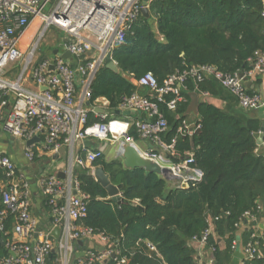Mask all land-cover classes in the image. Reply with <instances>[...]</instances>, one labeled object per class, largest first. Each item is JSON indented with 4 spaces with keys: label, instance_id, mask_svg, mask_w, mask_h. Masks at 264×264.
I'll list each match as a JSON object with an SVG mask.
<instances>
[{
    "label": "built area",
    "instance_id": "built-area-1",
    "mask_svg": "<svg viewBox=\"0 0 264 264\" xmlns=\"http://www.w3.org/2000/svg\"><path fill=\"white\" fill-rule=\"evenodd\" d=\"M152 1H148L149 8ZM51 2L0 0V128L25 142L40 138V142L26 149L29 161L58 162L54 170L42 169L32 182L11 157L0 155L4 205L0 209V234L5 231L7 219L14 218L12 237L4 244L8 255L0 259V264H129L109 237L83 224L90 197L81 191L76 170L89 168L93 174V162L104 156L111 145H116L118 157L122 158L123 145H136L129 135L134 128L139 139L150 144L147 150H140L142 155L169 168L178 178L173 181L176 187L198 185L204 173L193 167V152L180 156L177 143L180 137H193L200 126L181 117L176 135L168 140L170 125L160 104L166 103L176 113L181 104L188 103V81L197 89L205 79L214 78L243 110L264 108L262 95L251 93L246 85L262 82L264 50L254 53L249 70L235 74L208 65L172 74L163 85L152 73L140 80L131 78L137 91L124 98L117 110L135 111L138 115L136 120H122L115 118L105 98L93 101L92 87L99 71L109 62H116L114 50L125 42L127 33L143 16V0H57L50 13L45 14L44 9ZM52 27L63 34L53 45L62 54L69 52V61L53 53L51 60L40 62L39 49ZM140 88L148 89L150 95H141ZM167 95L173 96L169 102ZM96 108L107 109L108 113H97ZM91 113L94 121L90 119ZM142 113L146 119L140 118ZM86 140L92 147L85 146ZM47 157L49 162H44L42 159ZM59 172H65L66 178H59ZM36 195L43 198L49 209L48 225L35 214ZM258 220L250 213L245 216V221ZM208 221L209 229L190 242L196 252L195 264L217 263L216 248L209 246V239L215 234L218 218ZM55 229L61 230L58 239L52 234ZM5 235L9 232L5 231ZM79 241L90 244L84 250ZM239 246L245 256L243 264L264 257V228L256 227L246 245L241 244V238L236 239L232 251L236 252Z\"/></svg>",
    "mask_w": 264,
    "mask_h": 264
},
{
    "label": "trees",
    "instance_id": "trees-1",
    "mask_svg": "<svg viewBox=\"0 0 264 264\" xmlns=\"http://www.w3.org/2000/svg\"><path fill=\"white\" fill-rule=\"evenodd\" d=\"M263 11L264 0H153L150 18L140 16L113 52L120 73L103 68L97 74L93 101L105 98L114 113L137 91L131 78L140 80L149 73L163 85L170 75L193 66L210 65L226 74L249 70L254 53L264 50ZM217 85L226 90L214 78L205 79L197 89L188 81V103L176 113L160 104L170 125L168 140L176 135L180 118H185L190 94L219 96ZM172 98L167 95L166 102ZM249 112L201 103L200 132L180 137L177 143L180 156L193 152V167L204 173L203 181L190 188L180 189L157 174L128 170L122 160L108 162L102 156L92 166L102 167L113 184L123 185L125 201L119 205L91 169H77L81 191L90 197L83 224L109 237L129 264H195L190 242L209 229L210 218H218L209 246L216 248V264H230L233 242L240 237L246 245L258 227L245 221L246 214L258 219L264 215V154L257 152L262 121ZM90 119L94 121V114ZM129 135L139 138L134 128ZM0 209H4L1 188ZM13 223L10 216L5 225L9 235L0 234V259L8 255L4 244L12 237ZM251 264H264V257Z\"/></svg>",
    "mask_w": 264,
    "mask_h": 264
},
{
    "label": "water",
    "instance_id": "water-1",
    "mask_svg": "<svg viewBox=\"0 0 264 264\" xmlns=\"http://www.w3.org/2000/svg\"><path fill=\"white\" fill-rule=\"evenodd\" d=\"M148 1L149 0H143L144 7L142 9V14L145 18H150V16H151L150 8L148 6ZM53 53H54V55H58L61 58L68 60V61L70 60V57H71L69 52L62 54L59 52L58 49H55ZM106 68L117 73V74L120 73L119 66L116 62H113V61L109 62L107 64ZM51 70H53V67H51ZM246 85H247V87H249L252 91L256 92L257 94L264 93V77L262 79L261 85H255V84L250 83V82H247ZM44 90H46V89H44ZM190 98H191V102H190V105L187 109L185 117H187L191 114H195V115L199 116V108H200L201 103L203 102L202 101L203 97L200 93L193 92L190 94ZM96 112L103 114V113H108V110L96 108ZM114 113L116 115H126V116H130V115L137 116L138 115L135 111H124V112H122L120 110H116ZM139 116L142 119H146L145 113H142ZM197 132H200V130H198ZM38 142H40V138L35 137L32 140L27 141V147H31ZM257 143H258V145L264 144V121L262 122V127H261V131H260V135H259V138L257 140ZM84 144L87 148L92 147V143L90 141L86 140ZM55 158H57V157H55ZM122 159H123L124 167L128 170H136V169L145 170L148 173L157 174V175L161 176L162 178H164L170 182H173V181L178 179L177 177L172 175V172L169 168H164L161 165H159L158 163H156L150 159L145 158L142 155L141 151L137 148L136 145H130V144L123 145V147H122ZM40 173H42V171ZM92 175L94 176L95 180L107 190L110 199H112L115 203H117L119 205L124 203L125 200L122 196L123 185L113 184L111 182L110 176L104 171V169L102 167L95 168L94 173ZM58 177L61 179H65L66 178L65 172H59ZM60 233H61L60 229H55L52 234L55 238L58 239L60 236ZM238 240H240V238H238ZM116 243H118V241H116ZM78 244L80 246H83V245L89 246L90 243L88 241H79ZM106 248H108V247H106ZM100 250L103 251V250H105V248H100ZM263 254H264V251H263ZM234 256L241 259V260H244L245 256L242 253L241 246L238 247ZM112 258H115V254H113Z\"/></svg>",
    "mask_w": 264,
    "mask_h": 264
},
{
    "label": "crops",
    "instance_id": "crops-1",
    "mask_svg": "<svg viewBox=\"0 0 264 264\" xmlns=\"http://www.w3.org/2000/svg\"><path fill=\"white\" fill-rule=\"evenodd\" d=\"M253 84H255V83H253ZM255 85H261V84H255ZM217 89L220 93L219 96H211V95H209L208 97L202 96L203 97L202 101L203 102L208 101L211 104H213V105H215V106H217L223 110H231L234 112L245 111L240 107L238 100L228 90L226 91V90L222 89L220 85H217ZM138 91L141 95H144V96L150 95V91L148 89L140 88V89H138ZM198 93H200V92H198ZM200 94L202 95V93H200ZM261 95H262V98L264 100V93H262ZM261 110H263V111H261ZM191 115H193V118H191V121H193V123H197L199 116H197L195 114H191ZM249 115L251 117L259 118L263 122L264 121V108L259 109L257 111H251V112H249ZM123 116H126V115H123ZM189 116H187L185 118L188 119ZM135 141H136L135 144H136L137 148L141 151H145L150 147V144L148 142L142 141L139 138ZM110 147H114L115 152L106 157V153L108 150L106 151L104 157H105L106 161H108V162H110V160L111 161L117 160V157H118L116 145L115 146L111 145ZM27 148H28L27 142L20 140V139L12 138L9 134L5 133L0 128V155H8L9 157H11L13 162L19 167V169L23 170L26 173V175L31 179L32 182H35L37 176L41 174L40 172L42 171V169L46 168L48 170H54V168H56V166L58 165L57 164L58 162H56V163H54V162L43 163L42 161H34V162L29 161L26 158V149ZM257 152L260 154H264V144L258 145ZM34 211H35L36 216L39 217V219L43 223H45L47 225L50 224L51 215H50L49 209L45 205V202L40 195L35 196ZM263 212H264V208H263ZM258 228L260 230H262L264 228V215L258 220ZM96 244H98L97 241H96ZM222 244H224L223 241H222ZM222 246H224V245H222ZM80 247H82L85 250V249H87L88 246L83 245ZM234 258L239 261L238 264H243V260H241L235 256H234ZM216 262H217V260H216Z\"/></svg>",
    "mask_w": 264,
    "mask_h": 264
},
{
    "label": "rangeland",
    "instance_id": "rangeland-1",
    "mask_svg": "<svg viewBox=\"0 0 264 264\" xmlns=\"http://www.w3.org/2000/svg\"><path fill=\"white\" fill-rule=\"evenodd\" d=\"M56 2H57V0H52V2L50 4H48L47 7L44 9V13L49 14L50 11L52 10V8L54 7V5L56 4ZM37 26H38V24L35 26V28ZM35 28L33 30H35ZM62 35L63 34L60 31H58L55 27H52L50 29V31L48 32L45 40L42 42V45L39 49V54L41 55L40 56V62L49 61L53 58V52L55 50L53 43L56 40H60ZM261 111H263V110H261ZM189 117H188V120L193 123V121H191V118H193V115H190ZM115 118L132 121L133 119L136 120L137 116H134V115H130V116L116 115ZM114 150H115L114 147H109L108 151L106 153V157L110 154H113L115 152ZM48 159H50V158L47 157V158H43L42 160L44 162H49ZM117 160H122V162H123L122 158L117 157ZM110 162H111V160H110ZM238 263H239V261L235 258H232V260L230 262V264H238Z\"/></svg>",
    "mask_w": 264,
    "mask_h": 264
}]
</instances>
